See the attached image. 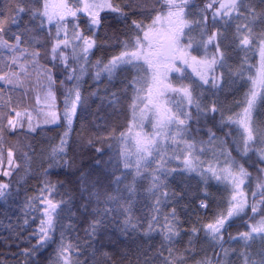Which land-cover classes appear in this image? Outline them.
<instances>
[{"label": "snow or ice", "instance_id": "obj_1", "mask_svg": "<svg viewBox=\"0 0 264 264\" xmlns=\"http://www.w3.org/2000/svg\"><path fill=\"white\" fill-rule=\"evenodd\" d=\"M0 264H264V0H0Z\"/></svg>", "mask_w": 264, "mask_h": 264}, {"label": "trees", "instance_id": "obj_2", "mask_svg": "<svg viewBox=\"0 0 264 264\" xmlns=\"http://www.w3.org/2000/svg\"><path fill=\"white\" fill-rule=\"evenodd\" d=\"M38 139H42V137H38ZM41 147L47 148L48 145H47V143H44V144L41 145Z\"/></svg>", "mask_w": 264, "mask_h": 264}]
</instances>
